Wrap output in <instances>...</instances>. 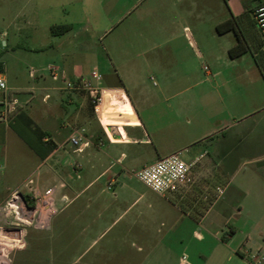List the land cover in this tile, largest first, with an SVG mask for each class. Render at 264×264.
<instances>
[{"label": "crops", "instance_id": "0c3cea01", "mask_svg": "<svg viewBox=\"0 0 264 264\" xmlns=\"http://www.w3.org/2000/svg\"><path fill=\"white\" fill-rule=\"evenodd\" d=\"M137 1L27 0L25 24L34 27L27 34L32 44H20L19 20L12 34L0 31V74L8 87L0 90V108L4 101L17 103L9 122H0V164L4 168L7 163L5 144L10 138L23 162L29 163L27 174L14 185L4 189L0 184V202L30 182L40 186L55 181L46 189L62 190L60 212L80 225L77 252L67 264L116 259V241L122 240L132 241L143 254L140 264H169L183 232L199 240L204 233L212 235L240 253L246 264L244 251L264 243L256 220L259 203H264V166H257L264 161V71L256 55L264 41L254 19L264 0H226L230 15L218 26L231 19L235 24L219 32L224 56L217 62L221 60L230 75L223 77L224 67L205 68V81L194 84L204 85L202 101H147L132 93L123 73L115 69L116 84L104 87L92 81L102 96L96 108L88 92L69 91L66 82L81 76L90 79L86 75L94 69L103 80L102 72L113 64L112 44L104 53L96 41L121 26V16L114 13L122 7L120 2L130 11ZM61 24H71L72 30L53 35L51 26ZM239 43L244 52L231 57L230 49ZM4 53L12 58L10 71L2 61ZM91 55L95 62L86 70L83 58ZM75 132L89 142L82 152L70 142ZM177 152L193 164L189 181L177 191L162 196L134 186L130 177L136 170ZM63 159L80 167H72L66 181L57 173ZM41 166H47L46 172L33 180ZM113 230L117 236L98 248L99 239ZM35 249L47 251L38 245ZM58 249L61 257L69 247ZM121 261L116 263L125 264Z\"/></svg>", "mask_w": 264, "mask_h": 264}, {"label": "rangeland", "instance_id": "374dc122", "mask_svg": "<svg viewBox=\"0 0 264 264\" xmlns=\"http://www.w3.org/2000/svg\"><path fill=\"white\" fill-rule=\"evenodd\" d=\"M133 1L136 2V0ZM119 4L122 7L114 13L121 16L123 20L121 26L108 37L96 41L101 51L104 48L110 50V44H112L109 59L113 61V64L107 71L102 72L105 74L103 80L102 78L100 80L102 86L116 84L118 75L115 69H118L125 76L131 92L135 95H144L147 101H202L203 99L199 100V97L202 96L204 85L194 87V84L205 81L207 70L214 71L216 67H224L223 77L230 75L229 70L222 66V61L217 62L224 56L218 23L228 14L230 15L226 0H140L137 1V5H131L130 11L126 4L125 7L123 6V2ZM28 11L27 0H0V31L7 30L12 34L16 28V20H19L23 26L19 34V42L25 46L32 44L27 34L34 29L33 26L28 27L25 24L29 17ZM39 29L40 33H43L44 27ZM2 49L0 37V51ZM104 53L108 51L104 50ZM94 57L91 55V59L83 58V61L86 60V70H90L94 64ZM2 61L8 62L7 70L10 71L9 65L12 61L10 55L4 53ZM86 76L96 83L91 76L88 74ZM136 86L141 89L136 90ZM72 147L76 148L73 145ZM5 148L7 163L4 173L0 174V184L4 189L23 178L28 172L29 164L23 162L25 158L21 159L22 153L15 146L14 139H8ZM0 149H2L1 145ZM24 164L26 167H23ZM62 166L63 168L57 173L66 181V174L71 173V168L74 166L77 169V165L70 166L66 163V159H63ZM46 168L47 166H41L37 169L32 179L36 180L40 175H44ZM77 170H80V167ZM86 179L88 178L85 177L84 181ZM130 179L135 187L150 190L136 177L131 176ZM54 185L53 180L43 181L40 186L30 182L21 192L29 195L28 187L30 186L44 191L47 186ZM61 193L60 189L55 193L58 212L53 217L50 227L46 230L28 229L26 247L12 251V264H67L73 258L77 252L76 237L79 236L80 225L70 223L67 212H60L62 205L58 199ZM257 215L258 227L264 231V203L262 202L257 208ZM115 236H117L116 230L103 235L99 239L98 248ZM181 237L183 241L174 247V255L169 264H180V258L183 255L187 256L188 264H244L237 252H232L212 235L204 233L205 238L199 240L191 232H183ZM36 245L46 247L45 254H42L43 250L37 251ZM59 245L69 247L62 251L64 254L61 257H59ZM134 246L135 244L133 245L130 240L116 241V247L120 251L114 252L119 255L116 259L111 258L107 262L101 260L100 264H115L119 260L124 261L125 264H140L143 254L138 253Z\"/></svg>", "mask_w": 264, "mask_h": 264}, {"label": "built area", "instance_id": "2783aa9c", "mask_svg": "<svg viewBox=\"0 0 264 264\" xmlns=\"http://www.w3.org/2000/svg\"><path fill=\"white\" fill-rule=\"evenodd\" d=\"M254 17L264 41V6L255 10ZM49 70L54 76H57L56 68L51 67ZM91 77L100 81L102 75L97 69H94ZM7 89L6 80L0 74V90ZM66 89L72 92L88 91L96 108L102 101L100 91L92 80L86 77L81 76L67 80ZM1 105L0 122L7 123L12 114L17 111V103L4 101ZM70 142L76 147V152H82L89 145V142L85 141V138L78 132L70 137ZM192 165L183 159L182 152H177L136 170L133 176L153 192L166 196L168 193L177 191L181 185L189 181ZM3 170L4 168L0 164V173ZM28 188L30 190L29 195L16 191L8 200L0 204V264H12V251L26 247L28 229H48L53 217L58 212L55 188L44 191L32 188V186ZM222 192L220 190V193ZM243 258L246 264H264V243L244 251ZM180 264H188L186 255L181 257Z\"/></svg>", "mask_w": 264, "mask_h": 264}, {"label": "trees", "instance_id": "16d2710c", "mask_svg": "<svg viewBox=\"0 0 264 264\" xmlns=\"http://www.w3.org/2000/svg\"><path fill=\"white\" fill-rule=\"evenodd\" d=\"M255 19V17H254ZM256 22V20H255ZM234 24H235V20L234 19H231V20H228L227 22L221 24L218 26V30L219 32H225V31H228V30H231L234 28ZM257 24V22H256ZM51 30V33L55 36H60V35H63L69 31L72 30V25L71 24H61V25H53L51 26L50 28ZM244 46L242 43H239L236 47L230 49V56L231 57H236L238 55H240L241 53H243L244 51ZM256 60H257V63L258 65L261 67V69H263L264 71V44H263V49L261 50V52L256 55ZM3 71V64L0 62V72ZM239 255H241L240 253H238Z\"/></svg>", "mask_w": 264, "mask_h": 264}, {"label": "water", "instance_id": "95a60500", "mask_svg": "<svg viewBox=\"0 0 264 264\" xmlns=\"http://www.w3.org/2000/svg\"><path fill=\"white\" fill-rule=\"evenodd\" d=\"M257 166L258 167H263L264 166V161L257 163ZM20 196H22V194H20Z\"/></svg>", "mask_w": 264, "mask_h": 264}]
</instances>
